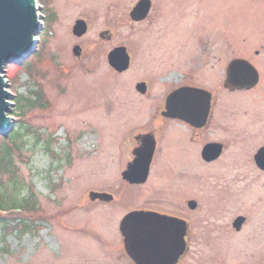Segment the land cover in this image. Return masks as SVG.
Masks as SVG:
<instances>
[{
    "label": "rangeland",
    "instance_id": "1",
    "mask_svg": "<svg viewBox=\"0 0 264 264\" xmlns=\"http://www.w3.org/2000/svg\"><path fill=\"white\" fill-rule=\"evenodd\" d=\"M139 1L38 0L43 30L37 52L26 60L28 67L27 62L10 64L4 75L13 95L40 92L44 108L13 116L8 137L19 134L18 150L12 149L13 175H0V184H15L32 208L2 213L0 264H108L104 255L122 247L123 218L146 208L188 218L191 252L183 264H264V194L245 184L263 182L264 174L249 159L236 172L227 170L225 157L209 166L199 160L197 186L177 176L184 167L178 160L158 153L145 184L131 185L122 176L132 161L135 137L155 130L156 108L171 87L187 81L192 67L197 69L194 84H208L218 99L210 141L223 140L227 105L230 113L241 115L239 122L251 124L250 130L264 120L252 118L264 116V0H150V17L135 23L130 13ZM78 20L88 26L81 38L72 33ZM104 32L110 40L100 38ZM76 46L80 57L73 54ZM120 47L131 58L122 74L107 58ZM205 50L213 57L208 62L202 61ZM236 59L258 71L254 90L222 89L226 68ZM140 83L147 86L145 96L137 93ZM8 137L0 136V148ZM226 172L229 177L222 178ZM223 191L234 201L214 198ZM92 192L109 194L113 201L92 202ZM187 201H195L198 210L189 212ZM237 215L248 220L240 234L232 230Z\"/></svg>",
    "mask_w": 264,
    "mask_h": 264
},
{
    "label": "water",
    "instance_id": "2",
    "mask_svg": "<svg viewBox=\"0 0 264 264\" xmlns=\"http://www.w3.org/2000/svg\"><path fill=\"white\" fill-rule=\"evenodd\" d=\"M152 9L150 0H140L130 13L135 23L145 21ZM35 0H0V136L8 137L14 129L11 115L14 96L9 93L5 81V67L10 64H22L37 52L38 41L43 28L40 24ZM88 32L87 23L78 20L72 29L75 37L81 38ZM103 40H110L108 32L100 34ZM75 57L81 56L80 47L73 48ZM109 66L122 74L130 68L131 58L124 47L116 48L108 55ZM259 83V73L253 65L245 60L230 63L224 87L234 90H251ZM137 91L147 93L144 83L137 85ZM183 107L177 109L176 105ZM211 95L203 90L182 88L167 98L169 118H179L191 125L203 126L210 113ZM156 142L153 137H146L142 146L135 151L134 161L122 174L123 179L131 185H143L147 182L150 167L155 154ZM222 153L221 146L210 145L204 150L208 162L216 160ZM257 165L264 168V149L256 156ZM92 202L111 203L113 196L92 192ZM190 209L196 208L195 202L189 203ZM243 218L235 222L237 230L242 226ZM187 223L171 219L153 212H130L120 224V233L124 238L127 253L139 264H176L185 254L187 244ZM142 258V261L138 259Z\"/></svg>",
    "mask_w": 264,
    "mask_h": 264
},
{
    "label": "flooded vegetation",
    "instance_id": "3",
    "mask_svg": "<svg viewBox=\"0 0 264 264\" xmlns=\"http://www.w3.org/2000/svg\"><path fill=\"white\" fill-rule=\"evenodd\" d=\"M152 10V9H151ZM151 13V12H150ZM150 17V14L148 18ZM147 18V19H148ZM146 19V20H147ZM145 20V21H146ZM144 22V21H143ZM205 55H203V62H208L212 56L205 50L203 52ZM198 57L195 55L194 60H196ZM213 58V57H212ZM193 58H190V61H192ZM206 59V60H205ZM241 60V59H236ZM235 61V60H233ZM232 61V62H233ZM230 65V64H229ZM228 67L226 68V79H227V71ZM131 66V65H130ZM130 69V68H129ZM129 69L127 71H129ZM196 67H192L190 70H187V81L180 82L174 87H171L169 90V93L164 97L162 100V103L159 104V106L156 108V114L153 119V129L148 131L146 133L139 134L135 137L136 147L132 150V161L135 159V151L139 149L146 137H153V139L156 142L155 146V154L158 153L161 157L168 158L170 160H178L179 166H184L183 169L188 168L187 171L180 170L181 173L177 174V176H181L183 180L188 177L190 181L192 182L193 186H197L199 179L197 178V174L195 172L196 166L199 164V160H201L205 165H213L217 163L222 157H225V164L228 168L227 170L229 172H236L239 170H242L243 167L246 166L245 162L248 161L253 166V168L258 172V174H264V168H261L259 165H257L256 162V156L258 153L264 149V145L256 146L259 142H264V120H260L258 125L254 126V129L250 130V125L246 122H239L238 117H241L240 114L235 116L234 113H230V106L227 105L226 108L223 111L222 118H227L226 121H223V124H221L220 130H222V139L220 141H210L209 137L213 134V126L212 121L215 115V109L217 106V96L213 92H211L208 89V84H205L204 86H198L194 84V81L197 79V73H196ZM223 73V72H222ZM226 81V80H225ZM225 81L222 84V89L229 92V93H235V92H249L254 90L258 87L260 84V75H259V83L258 85L251 89V90H234L231 91L230 89H226L224 87ZM137 87V86H136ZM182 88H194L199 89L208 92L211 95V104H210V113L207 119V122L203 126H197V125H191L190 123L179 119V118H169L166 116L168 110H167V98L170 94L173 92H176ZM137 90V88H136ZM137 93L141 94L137 91ZM147 94V93H146ZM146 94H141L142 96H145ZM183 106L181 104H177L176 108L181 109ZM243 116V115H242ZM236 117V118H235ZM263 118L262 115H254L252 118ZM230 118V119H229ZM233 118H235L236 123L234 125H230L229 121H231ZM234 120V121H235ZM233 122V121H232ZM244 124V126H242ZM218 126H216L217 128ZM210 145H219L221 146L222 153L221 155L213 161L208 162L204 158V150L206 147ZM154 154V156H155ZM246 157V160L244 161V157ZM197 157V160L195 159ZM154 158V157H153ZM129 163V164H131ZM128 164V165H129ZM189 166V167H188ZM185 178H184V177ZM229 177L228 172H226L225 176L222 178ZM221 178L222 182L223 179ZM230 179V178H228ZM180 181V178H178ZM233 180V179H232ZM232 180L229 181L232 183ZM249 180V179H248ZM261 179H250L249 182H245V184H249V186L255 185L257 186V189L260 190V193L258 195L264 194V181L261 182ZM182 181V180H181ZM201 181V179H200ZM246 181V180H245ZM236 182V181H234ZM233 182V183H234ZM246 188V187H244ZM243 188V192L245 189ZM250 188V187H249ZM219 191V190H218ZM216 192V191H215ZM226 191H223L220 195L221 200H227L230 199L231 202L234 201L233 197H230L231 193L227 194ZM169 199V197H167ZM195 202V201H187L186 207L188 208L189 212H196L198 210V204H196V208L194 210L190 209L189 203ZM171 206V205H170ZM255 206V205H254ZM172 207H177V204L175 202L172 203ZM253 208V207H252ZM261 208V207H260ZM255 209V207L253 208ZM256 210V209H255ZM261 210V209H260ZM137 212H153L160 214L161 216L171 218V219H177V220H183L187 223V236H186V244L187 248L185 251V254L179 259V261L176 264H183L186 262V259L188 258L190 254L191 248L189 247V236H190V222L188 218L177 216L176 214L172 213H161L154 209H138L135 210ZM133 211V212H135ZM257 211V210H256ZM243 218L244 222L242 226L237 230V227H235V222L239 219ZM246 224H248L247 217L243 215H237L232 220V230L240 234L243 229L245 228ZM122 237V247L114 252V254L107 253L104 255V261L106 258H109L110 261L108 264H139L134 258H132L126 251L125 244H124V238ZM139 261H142V258L138 259Z\"/></svg>",
    "mask_w": 264,
    "mask_h": 264
},
{
    "label": "trees",
    "instance_id": "4",
    "mask_svg": "<svg viewBox=\"0 0 264 264\" xmlns=\"http://www.w3.org/2000/svg\"><path fill=\"white\" fill-rule=\"evenodd\" d=\"M26 62H27L26 67H28V61H25V63ZM33 97H35V99H33ZM43 102H44V97L38 91L30 90L28 92V96L17 95L14 99L16 111H14L13 116L16 115L22 116V112H24L26 108L30 110L37 107L44 108ZM18 137L19 134L14 132L10 137L4 139L5 146L0 148V175L2 174H10L11 176L13 175L12 149L18 150L16 143ZM31 208H32V203L30 199L22 198L21 193L17 189L15 184L10 183L9 187L7 188H5L4 186H2V184H0V217L2 213H8V214H13L15 212L26 213L28 211H31ZM0 220L3 221V219L1 218ZM6 222L7 224H9L13 221H6Z\"/></svg>",
    "mask_w": 264,
    "mask_h": 264
},
{
    "label": "bare ground",
    "instance_id": "5",
    "mask_svg": "<svg viewBox=\"0 0 264 264\" xmlns=\"http://www.w3.org/2000/svg\"><path fill=\"white\" fill-rule=\"evenodd\" d=\"M38 15H39V17L41 16L40 13H38ZM40 24H42V21H40ZM246 157H247V156L244 157V161L246 160ZM221 193H222V192H221ZM218 197H220V195H217V194L214 195V198H215V199H218ZM214 198H213V199H214Z\"/></svg>",
    "mask_w": 264,
    "mask_h": 264
}]
</instances>
